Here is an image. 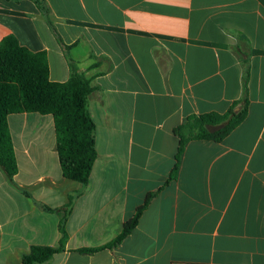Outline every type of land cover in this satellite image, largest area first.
I'll use <instances>...</instances> for the list:
<instances>
[{
	"label": "crops",
	"instance_id": "0c3cea01",
	"mask_svg": "<svg viewBox=\"0 0 264 264\" xmlns=\"http://www.w3.org/2000/svg\"><path fill=\"white\" fill-rule=\"evenodd\" d=\"M44 2L49 17L0 0V43L46 53L53 82L73 69L91 81L97 159L88 184L69 180L53 116L8 117L18 172L0 168V264L59 247L63 221L65 249L46 264H264V0ZM237 102L227 137L179 154L189 117ZM149 195L135 229L99 249Z\"/></svg>",
	"mask_w": 264,
	"mask_h": 264
},
{
	"label": "trees",
	"instance_id": "16d2710c",
	"mask_svg": "<svg viewBox=\"0 0 264 264\" xmlns=\"http://www.w3.org/2000/svg\"><path fill=\"white\" fill-rule=\"evenodd\" d=\"M33 1L43 14L49 17L50 9L44 0ZM51 27L57 34L59 42L63 44L52 24ZM93 90L91 81L75 69L72 70L71 78L67 82L51 81L46 53L32 52L21 46L13 35L1 41L0 168L10 181L13 182L18 165L8 117L11 114L39 113L52 115L54 118L57 151L64 177L82 185L88 184L97 159L96 125L88 110V100ZM239 104L241 103H235L225 114L189 117L184 125L175 130L180 137L179 154L189 140L220 142L227 137L244 119V109L238 114L234 112V108ZM152 197L153 195L147 197L145 203L124 224L122 232L112 243L99 249L111 248L121 243L138 225ZM71 201L72 196L69 199V202ZM60 229L63 237L59 247L33 246L30 252L22 257V264H46L55 254L64 250L67 240L65 221L62 222Z\"/></svg>",
	"mask_w": 264,
	"mask_h": 264
}]
</instances>
